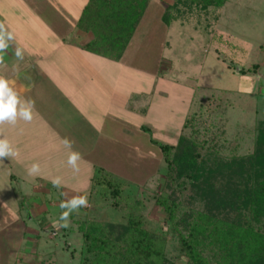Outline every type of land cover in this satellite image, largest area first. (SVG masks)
Segmentation results:
<instances>
[{"label":"rangeland","instance_id":"1","mask_svg":"<svg viewBox=\"0 0 264 264\" xmlns=\"http://www.w3.org/2000/svg\"><path fill=\"white\" fill-rule=\"evenodd\" d=\"M28 1L26 6V0H0V19L8 22L5 28L14 36L10 40L12 52L15 47L22 49L23 36L27 42L34 40V45L36 39L49 42L44 33L49 22L56 19L52 14L58 7L56 2ZM146 3L140 11L137 31L125 54L118 56L117 64L105 59L87 61L77 53H67L75 59L72 63L57 56L49 60L70 77L75 71L92 74L87 79L69 80L80 90L94 91L91 84L98 72L106 71L105 78L99 80L104 83V93L116 89L114 107L121 112L120 117H114L113 110L104 116L105 104L99 92L88 96L95 98V102L100 100V108L91 104L87 111L82 104L85 96L79 93L72 99L70 91L62 90L67 79H63L62 87V80L57 78L65 75L59 74L53 86L38 85L35 90L22 92L25 71L22 67L31 64H23L13 54L10 63L0 65V76L11 77L10 84L21 102L34 101L31 121L18 118L15 124L0 125V137L18 151L17 156L0 160V225L12 223L18 217L23 225H28L27 238L30 230L41 236L42 247L35 248L38 264H91L83 234L93 229L97 234L100 229L106 231L112 243H116L114 247L121 249L124 245L118 241L125 236L132 215L146 230L167 239L166 252L171 261L187 264L173 226L158 205L159 199L164 198L168 204L182 198L178 214L183 221H189L201 209L210 216L220 214L229 224L224 227L235 234L233 237L238 238L239 244L251 238L239 234L241 231L238 235L230 226L237 222L247 224L233 206L244 188L254 186L257 177L251 173L248 158L259 148L257 128L264 121V0H228L219 20L212 15L207 19L203 15L192 16L190 6L182 8L186 16L178 19L174 12L178 6L182 7L179 0H146ZM61 4L59 9L65 11L66 5ZM169 13L172 21L168 19L169 23H165ZM78 32L82 35L76 37L79 43L89 38V44L93 39L91 33ZM134 97L138 98L133 101L137 110L127 111L126 102ZM81 105L83 119L95 116L97 123L103 122L100 139L95 140L83 119L77 122L81 117L72 107ZM95 109L101 113L94 115ZM64 138L72 140L71 150L81 154L78 171L67 163L69 149L63 144ZM186 140L203 151L208 167L216 165L206 171L208 177L204 182L208 187L203 182L196 187L190 185L183 194L174 193L168 186V166L160 146H188ZM255 161L259 181L264 178L260 172L264 161L260 158ZM25 163L27 166L42 163L40 173L30 176L28 169H22ZM93 165L123 183L118 205L103 189L94 186L97 170ZM13 174L15 181L9 179ZM57 176L62 179L59 188L51 183ZM35 178L40 180L34 181ZM198 190L209 198V207L197 196ZM64 193L68 198L85 195L89 202V207L72 213L68 227H60L59 221L63 211L60 203L66 199ZM208 252L214 263L229 264L221 247ZM256 264L264 263L259 260Z\"/></svg>","mask_w":264,"mask_h":264},{"label":"trees","instance_id":"2","mask_svg":"<svg viewBox=\"0 0 264 264\" xmlns=\"http://www.w3.org/2000/svg\"><path fill=\"white\" fill-rule=\"evenodd\" d=\"M227 1L194 0L193 2V0H179L178 4L182 7L179 8L178 6L174 15H178V19L183 20L186 13L182 12V8L190 6L192 9L189 13L194 14L192 16L203 15L207 19L212 15L216 20H219ZM145 4H147L146 0H89L77 24L78 31L81 30L86 34L91 33L93 35V39L84 49L111 60H120L119 57L125 54L137 31L141 16L140 11ZM210 7L211 11H209ZM171 15L169 13L168 16H165V23H169V20L172 21ZM254 67L258 69V65ZM245 73L247 72L245 71ZM257 129L259 148L255 155L248 158V164L252 167L251 173H256V182L253 187L244 188L241 196L238 195L240 199L237 205L233 206L234 212L240 213L247 224L244 225L240 222L230 224V228L235 233L238 234L241 231L242 233L239 234L243 236L251 235V238L247 240L248 242L244 241L247 248H244V242L239 244L238 238L233 237L235 234L224 227L229 224L226 225V220H223L220 214L210 216L207 211L198 209L199 211L195 216L193 213L192 216L194 217L189 221H183L182 218L179 219L178 214L181 208L180 203L182 205L183 202L182 198L176 199L177 202L172 204H168L165 198L159 199L158 205L163 208L166 221L173 226L175 237L179 241L180 251L188 259L187 264H217L216 261L213 262L208 252L209 249L217 246L224 249L229 264H256L259 260L264 263V249L261 246L262 241H264V178L258 181L260 173L255 172L254 169V163L258 161L254 162V160L260 158L264 161V121L259 123ZM185 144L188 146L183 144L178 147L160 146L168 166V186L174 189V193L179 191L183 194L190 185L199 186L208 177L205 176L207 175L206 171L212 170V167L216 165L208 167L205 157L202 156L203 151L198 150L195 144L189 143L187 140ZM174 152L175 154L172 155ZM260 172L263 175L264 163ZM93 183L98 189H103L104 194L108 193L115 200L116 205L119 204L123 186L121 181L115 179L105 169L100 168L96 171ZM204 184L209 186L205 182ZM199 192L201 193L198 190L197 196L205 203V207H209V198L202 196ZM243 225L247 227L243 228ZM125 228V236L118 241L122 246L124 245L121 249L114 247L116 243H112L105 233L106 231L100 229L98 234L95 229L86 231L83 236L86 243V253L91 255L89 263L175 264L169 259L168 252H166L167 239L165 237L156 236L146 230L133 215L129 218V223Z\"/></svg>","mask_w":264,"mask_h":264},{"label":"crops","instance_id":"3","mask_svg":"<svg viewBox=\"0 0 264 264\" xmlns=\"http://www.w3.org/2000/svg\"><path fill=\"white\" fill-rule=\"evenodd\" d=\"M56 2V6H58L57 8H55V10L52 11V14L54 15L53 19L56 16L55 20H51L49 23V28L48 30H46V32L44 33V39L46 41L49 42H43L41 39H36L37 44H33L34 40H31L30 42H27V38L26 36H23V40H22V50H26L29 49L28 52H23L24 56L22 59V63L23 64H31L30 66H27L25 68L22 67V69H25V71L22 72V92H26L29 90H35V86L37 87L38 85H44L45 86H49V84H51L52 86L54 85L52 82L53 80L56 79V77H59V74L61 75H65L63 77L57 78V79H61L62 80V87L63 84L65 83V80L63 79H67V86L63 89H66L68 91H70V93L72 94V96L70 98H76L79 93L80 96L83 95L85 96L84 100L82 101L83 106H85L84 108L88 111V109H90L89 107H91L92 105H96L98 106V108H100L99 106H101L99 104V102H95L93 97H89L88 95H91L95 92H99V94L102 95V100L101 102H103V104H105V109L103 110L104 116L108 115L110 112H112V110L114 112H112L114 117H120L121 116V112L118 113V111L116 110V107H114L116 105L115 103V95H116V89L112 88L111 92H108V94L106 95L104 93V83H102L99 79H104V74L107 72L103 71V72H98L99 76L95 78V80L93 81V83L91 84V88L94 91H87V88H83L80 90L79 87H76V83H73L69 80L71 79H87V77L92 76V74H88V72H78L75 71L71 74L72 77H70L69 74H67V72H60L59 68H57V66L53 67L51 63V61H49L50 59H52L51 57L53 56H57L58 58H64L66 62L68 63H72L75 59L71 56H69L71 53H77L78 56H81V58H83L84 60L86 59L87 61L90 60H110L111 63H116L117 64V60H111L105 57H102L100 55L91 53L90 51L84 49L85 46L88 44V42L90 41L88 38V41L86 40L85 42L82 39L81 43H79L76 40V37L81 36L78 32V28H77V24H78V20L82 14V11L84 9V7L87 5L89 0H85V2L83 4H79L78 1L76 0H54ZM66 1V2H64ZM26 6L29 3L28 0H26ZM66 5V10H62L59 9L60 5L62 6ZM32 5V4H30ZM2 19V18H1ZM0 19V22H1ZM54 21V23H53ZM59 22V23H57ZM4 26H6V23H8L6 20L2 19L1 22ZM58 24H61V26H59ZM67 27L69 28V30L67 29V32H69V34H67V32L65 31V29H61ZM10 31V30H9ZM80 37V38H81ZM6 42L9 44V49L7 51V55L4 58V63H10V56H12L14 54V52H12L11 50V45H10V40L5 39ZM44 41V40H43ZM38 47V49L35 51L34 48ZM46 47L48 49H46ZM67 48V49H66ZM69 51V52H68ZM67 53L69 55H67ZM26 57V58H25ZM104 60V61H105ZM45 62H49L50 66L47 67H42L40 66V64H45ZM58 64V63H56ZM55 75V78L52 76ZM101 75V76H100ZM11 77H7L6 79H8L9 81ZM92 78V77H91ZM116 78V77H115ZM91 82V81H90ZM89 83V82H88ZM90 84V83H89ZM56 87L60 88L58 86V83H56ZM155 88V86H154ZM76 96V97H75ZM88 99V100H85ZM138 98L134 97L133 99H129L126 102V110L130 111V112H136L135 110H137L136 104L134 102H136ZM54 100H52L53 102ZM109 101V103H108ZM134 101V102H133ZM108 104H107V103ZM86 103L88 105H86ZM90 104V106H89ZM118 104V103H117ZM58 107V106H57ZM56 107V108H57ZM93 107V106H92ZM113 109H112V108ZM76 108V115L80 116V120L78 119L77 122H82L81 120L83 119L84 115L81 114V112H84V109L81 106H74L72 107ZM83 109V110H82ZM85 110V111H86ZM94 110V109H93ZM100 110V109H99ZM71 111V110H70ZM95 111H97L96 114L94 115H98L99 112L97 109H95ZM101 111V110H100ZM87 115V114H86ZM90 115V114H89ZM93 118H95V116H87V121L85 119L84 122H87V128L91 131V134H93V137L95 138V140L100 139V125L103 122H99L97 123ZM146 126V125H145ZM143 126V127H145ZM147 128V127H146ZM33 164V163H32ZM40 165L42 163H39ZM42 166V165H41ZM30 166H27L26 163L22 164V169H28ZM95 167V170H97L99 167H97L96 165H93V168ZM12 174V173H11ZM15 174V173H14ZM10 175L9 179L10 180H14L15 181V175ZM92 179V177H91ZM36 180H40L39 178H35L34 181ZM92 181V180H91ZM45 182V181H44ZM50 183V182H48ZM47 183V184H48ZM74 192V191H73ZM22 220L17 219L14 220L12 223H3V225H0V264H38V251H36L35 248H39L40 246L42 247L41 243L43 242L41 239V236L38 235L35 231L30 230V236L27 238V231L28 229V225H26V223H24V225L22 226Z\"/></svg>","mask_w":264,"mask_h":264},{"label":"clouds","instance_id":"4","mask_svg":"<svg viewBox=\"0 0 264 264\" xmlns=\"http://www.w3.org/2000/svg\"><path fill=\"white\" fill-rule=\"evenodd\" d=\"M13 40L14 36L5 26L0 23V65L4 64V58L7 55L9 44L5 40ZM14 56L18 60H22L24 53L20 47H15ZM34 110V101L25 100L21 102L17 92L11 86L10 81L3 76H0V125L4 123L15 124L17 119H23L25 121H31L32 113ZM2 132V128H0ZM73 141L64 138L63 144L69 149V155L67 163L74 170L78 171V161L82 158L81 154L77 151H72ZM18 155V151L15 150L10 142L6 138L0 137V160L4 158H11ZM40 173L39 163H33L28 168V174L30 176L38 175ZM54 187L62 186L61 177L57 176L51 180ZM66 199L60 203V208L63 209L59 217L60 227H68L70 225V216L72 213H79L81 208L89 207L88 198L85 195H73L68 198V194L64 193ZM55 226V224H54Z\"/></svg>","mask_w":264,"mask_h":264}]
</instances>
